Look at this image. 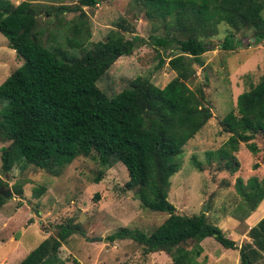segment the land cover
I'll return each mask as SVG.
<instances>
[{"label": "trees", "instance_id": "obj_1", "mask_svg": "<svg viewBox=\"0 0 264 264\" xmlns=\"http://www.w3.org/2000/svg\"><path fill=\"white\" fill-rule=\"evenodd\" d=\"M34 0L12 5L0 0V33L22 64L0 85V139L9 145L0 150L4 175L24 163L59 176L77 157L97 159L101 167L119 162L128 174L125 190L133 191L144 209L168 217L149 234L120 228L107 241L131 239L144 255L163 252L171 264H198L201 241L212 237L224 249L238 250L240 264H264V218L247 232L248 242L236 243L207 219L204 213L184 216L168 201L170 178L181 167L184 146L212 117L203 86L187 85L203 67L202 55L218 25L228 26L219 48L232 51L235 39L251 32L255 44L264 45V0H132L144 17L160 24L161 35L150 36V45L164 52L175 77L160 88L138 76L119 93L107 95L98 82L121 57L132 55L146 41L123 21L116 26L132 34L126 38L110 32L103 41L86 46L90 31L84 8L103 0H78L72 6L47 7ZM78 13L65 22L64 44L49 45L36 30L37 17L62 23L63 13ZM178 51L172 54V51ZM77 51L78 55H70ZM164 64L159 59L158 66ZM226 142L206 154V162L234 175L240 169V144L254 156L264 149V73L258 83L238 95L235 110L220 121ZM262 141L263 147L258 146ZM193 165L202 171L192 157ZM259 167L253 165V170ZM102 172L93 183L101 181ZM6 185L0 178V189ZM246 219L264 200V177H237L233 184ZM21 194V189H15ZM40 192L36 191L35 195ZM6 199L0 195V208ZM73 234L83 235L72 219L56 225V234L31 250L18 264H66L58 256ZM127 264V263H123Z\"/></svg>", "mask_w": 264, "mask_h": 264}, {"label": "rangeland", "instance_id": "obj_2", "mask_svg": "<svg viewBox=\"0 0 264 264\" xmlns=\"http://www.w3.org/2000/svg\"><path fill=\"white\" fill-rule=\"evenodd\" d=\"M25 0H9L12 5ZM78 0H34L47 7L72 6ZM90 37L86 46L103 41L112 31L123 33L116 24L122 22L133 28L135 35L146 43L139 45L132 55L119 58L107 74L98 82V87L107 95L119 93L129 86L134 78H148L162 88L175 77L167 65L169 52L150 45V36L163 33L160 24H154L144 17L143 10L132 0H103L93 8H84ZM78 13H63L60 25L44 14L37 17L36 30L42 32V40L49 45L64 44L67 34L65 22L77 17ZM228 26L218 25V35L211 39L202 55L203 67L195 66V78L188 82L190 89L202 85L212 117L209 122L183 148L179 157L180 170L170 178L168 201L176 213L192 216L204 213L237 247L247 242L245 228L251 227L264 209V201L246 222L239 209L240 197L233 184L237 177L246 181L249 177H264V149L257 156L252 155L240 144L237 159L240 169L231 175L220 171L216 164L206 162V154L223 145L228 134L223 133L221 119L235 110L236 99L241 93L256 85L264 73V45L255 44L251 32L236 35L239 46L232 51L219 48L227 35ZM173 50L171 55L177 54ZM78 55L77 51H69ZM164 64L158 66L159 59ZM22 64L15 51L7 45L0 33V85ZM258 146L263 147L262 141ZM0 139V150L8 146ZM192 157L200 164L196 169ZM259 167L253 170V165ZM102 172L101 181L93 183L97 173ZM3 187L12 193L0 208V264H18L40 242L56 234V225L72 219L81 225L83 235L73 234L59 249L58 256L66 264H171L163 252L144 255L142 247L131 239L107 241V236L120 228L143 231L149 234L167 217L166 213L144 209L133 191L125 190L128 174L123 164L116 162L110 167H101L97 159L77 157L59 176L55 177L36 167L20 163L9 174L1 171ZM15 189H21L17 194ZM40 194L37 196L35 192ZM234 218L240 223L231 220ZM202 253L196 259L198 264H240L238 250L224 249L212 237L200 243Z\"/></svg>", "mask_w": 264, "mask_h": 264}, {"label": "crops", "instance_id": "obj_3", "mask_svg": "<svg viewBox=\"0 0 264 264\" xmlns=\"http://www.w3.org/2000/svg\"><path fill=\"white\" fill-rule=\"evenodd\" d=\"M264 201V200H263ZM262 201V202H263ZM261 202V203H262ZM260 203V204H261ZM259 204V205H260ZM258 205V206H259ZM257 210V209H256ZM255 213V211L254 212H252L246 219H244L242 222L244 223V222H246V220L249 218V217H251L253 214ZM259 214V217L256 219V221H254V223H252V225H251V227H253L260 219H262V218H264V209L263 210H260V212H258ZM231 220L232 221H234L235 223H237V224H239L240 222L238 221V220H236V219H234V218H231ZM251 227H247V228H245L246 229V231H245V233H244V238H246V234H247V232H248V230L251 228ZM233 240V239H232ZM249 241V239L247 238V242ZM234 242H236L235 240H234ZM241 243H242V241H240V243H239V246L241 245ZM238 257H239V255H238ZM239 261V260H238ZM239 263V262H238Z\"/></svg>", "mask_w": 264, "mask_h": 264}, {"label": "water", "instance_id": "obj_4", "mask_svg": "<svg viewBox=\"0 0 264 264\" xmlns=\"http://www.w3.org/2000/svg\"><path fill=\"white\" fill-rule=\"evenodd\" d=\"M0 195L3 198L7 199V198H10L12 196V193L9 190H7V189L5 190L4 188H1L0 189Z\"/></svg>", "mask_w": 264, "mask_h": 264}]
</instances>
